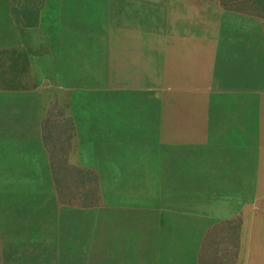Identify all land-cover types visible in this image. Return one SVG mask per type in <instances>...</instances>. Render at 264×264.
<instances>
[{"label": "rangeland", "instance_id": "1", "mask_svg": "<svg viewBox=\"0 0 264 264\" xmlns=\"http://www.w3.org/2000/svg\"><path fill=\"white\" fill-rule=\"evenodd\" d=\"M159 1L0 0V264H264V95L161 84Z\"/></svg>", "mask_w": 264, "mask_h": 264}, {"label": "crops", "instance_id": "2", "mask_svg": "<svg viewBox=\"0 0 264 264\" xmlns=\"http://www.w3.org/2000/svg\"><path fill=\"white\" fill-rule=\"evenodd\" d=\"M157 4L148 47L157 51L161 84L180 85L215 101L230 94L264 95L263 6L253 0ZM162 248L153 247L151 253L143 242L141 264H156L155 252L161 256L157 264H163Z\"/></svg>", "mask_w": 264, "mask_h": 264}, {"label": "bare ground", "instance_id": "3", "mask_svg": "<svg viewBox=\"0 0 264 264\" xmlns=\"http://www.w3.org/2000/svg\"><path fill=\"white\" fill-rule=\"evenodd\" d=\"M214 56V55H213ZM168 65V64H167ZM213 65V64H212ZM160 67V66H159ZM39 71V70H38ZM143 72V71H142ZM144 74V73H143ZM147 75V74H146ZM160 76H161V74H160ZM124 77V76H123ZM162 77V76H161ZM142 78V77H141ZM129 78L127 77V80H128ZM134 79H135V77H134ZM140 79V78H139ZM145 79V78H144ZM40 80V79H39ZM127 80H125L126 82H127ZM142 80H143V78H142ZM119 81H121V80H119ZM137 80H135V82H136ZM141 81V80H140ZM116 82V81H115ZM122 82V81H121ZM148 82V81H147ZM114 83V82H113ZM117 83H119L118 81H117ZM137 83V82H136ZM138 84V83H137ZM142 84H143V82H142ZM147 84V83H146ZM145 84V85H146ZM149 84V83H148ZM153 84V83H152ZM158 84V83H157ZM145 85H143V86H145ZM123 86V85H122ZM150 86H152V85H150ZM130 87V86H129ZM123 88V87H122ZM167 88V87H166ZM169 88V87H168ZM187 91V90H186ZM198 92V91H197ZM214 93V92H213ZM215 94V93H214ZM242 102V101H241ZM225 103V102H224ZM222 104V103H221ZM206 107H207V105H206ZM225 107V106H224ZM99 112V111H98ZM225 112H226V110H225ZM187 113V112H186ZM180 116H181V114H180ZM183 117V116H182ZM182 119V118H181ZM219 123V122H218ZM206 125V124H205ZM215 125V124H214ZM232 132V131H231ZM92 135V134H91ZM218 152V151H217ZM165 153V152H164ZM233 155V154H232ZM220 156V155H219ZM217 159V158H216ZM224 159V158H223ZM217 168V167H216ZM211 173H212V171H211ZM215 179V178H214ZM216 180H218V179H216ZM217 182V181H216ZM236 187V186H235ZM212 188V187H211ZM210 188V189H211ZM226 188V187H225ZM237 189V188H236ZM239 189V188H238ZM241 189V188H240ZM210 192V191H209ZM134 202V201H133ZM180 204V203H179ZM168 205V204H167ZM31 246V245H30ZM38 246H40V245H38ZM25 247V246H24ZM34 247V246H33ZM41 247V246H40ZM37 248V247H36ZM47 248V247H46ZM21 249V248H20ZM22 251V250H21ZM23 251H24V249H23ZM14 252H15V250H14ZM25 252V251H24ZM16 253V252H15ZM14 253V254H15ZM27 253V252H26ZM10 254V253H9ZM24 254V253H23ZM44 254V253H43ZM22 255V254H21ZM24 255H26V254H24ZM34 257V256H33ZM36 257V256H35ZM47 257V256H46ZM17 258V257H16ZM19 258H20V256H19ZM24 258V257H23ZM27 258H30V257H28L27 256ZM45 258V257H44ZM43 258V259H44ZM49 258V257H48ZM121 258H122V256H121ZM8 259H9V257H8ZM14 260H15V258H13ZM25 259V258H24ZM33 259V258H32ZM37 259H38V257H37ZM37 259H35V260H37ZM110 259V258H109ZM112 259V258H111ZM118 259V258H117ZM116 259V260H117ZM124 259H127V258H124ZM123 259V260H124ZM130 259V258H129ZM33 262H34V260H32ZM52 261V260H51ZM28 262V261H27ZM26 262V263H27ZM36 262V261H35ZM44 262V261H43ZM121 262H122V260H121ZM129 262V261H128ZM30 263V262H29Z\"/></svg>", "mask_w": 264, "mask_h": 264}, {"label": "trees", "instance_id": "4", "mask_svg": "<svg viewBox=\"0 0 264 264\" xmlns=\"http://www.w3.org/2000/svg\"><path fill=\"white\" fill-rule=\"evenodd\" d=\"M256 4L264 7V0H253Z\"/></svg>", "mask_w": 264, "mask_h": 264}]
</instances>
